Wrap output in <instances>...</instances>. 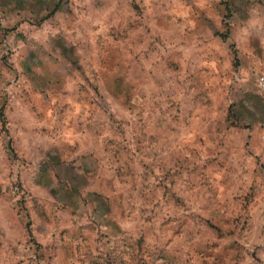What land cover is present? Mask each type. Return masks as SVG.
<instances>
[{"label":"rangeland","instance_id":"374dc122","mask_svg":"<svg viewBox=\"0 0 264 264\" xmlns=\"http://www.w3.org/2000/svg\"><path fill=\"white\" fill-rule=\"evenodd\" d=\"M264 0H0V264H264Z\"/></svg>","mask_w":264,"mask_h":264},{"label":"built area","instance_id":"2783aa9c","mask_svg":"<svg viewBox=\"0 0 264 264\" xmlns=\"http://www.w3.org/2000/svg\"><path fill=\"white\" fill-rule=\"evenodd\" d=\"M257 84L264 98V73H261L258 75Z\"/></svg>","mask_w":264,"mask_h":264}]
</instances>
